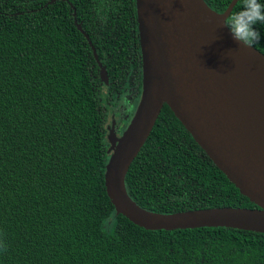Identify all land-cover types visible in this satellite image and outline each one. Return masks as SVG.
<instances>
[{"label": "trees", "instance_id": "16d2710c", "mask_svg": "<svg viewBox=\"0 0 264 264\" xmlns=\"http://www.w3.org/2000/svg\"><path fill=\"white\" fill-rule=\"evenodd\" d=\"M205 1L222 14L233 0ZM256 30L252 48L264 55V25ZM142 80L137 0H0V264H264V233L151 231L116 213L105 186L106 102L124 97L134 116ZM130 123L123 115L118 126ZM126 187L160 214L258 208L167 105Z\"/></svg>", "mask_w": 264, "mask_h": 264}, {"label": "water", "instance_id": "95a60500", "mask_svg": "<svg viewBox=\"0 0 264 264\" xmlns=\"http://www.w3.org/2000/svg\"><path fill=\"white\" fill-rule=\"evenodd\" d=\"M238 2L233 0L221 14L205 0H137L142 94L121 136L113 126L112 107L106 105L111 156L105 186L116 213L146 230L226 227L264 233V101L252 84V80L256 83L254 76H249L232 47L239 44L263 62L264 55L241 45L222 26ZM100 75L106 98L109 76L102 65ZM262 76L258 74L260 80ZM165 105L216 167L258 208L160 214L132 200L127 175Z\"/></svg>", "mask_w": 264, "mask_h": 264}, {"label": "clouds", "instance_id": "9594fccd", "mask_svg": "<svg viewBox=\"0 0 264 264\" xmlns=\"http://www.w3.org/2000/svg\"><path fill=\"white\" fill-rule=\"evenodd\" d=\"M239 10L231 13L222 20V26L229 29L233 39L244 47L251 48L260 40L257 24L264 25V3L261 0H239ZM114 226V217L107 218L104 223ZM7 251L6 243L0 239V252Z\"/></svg>", "mask_w": 264, "mask_h": 264}, {"label": "bare ground", "instance_id": "6f19581e", "mask_svg": "<svg viewBox=\"0 0 264 264\" xmlns=\"http://www.w3.org/2000/svg\"><path fill=\"white\" fill-rule=\"evenodd\" d=\"M232 44L233 43H231V45ZM232 48L236 49L237 54L240 56L244 65L246 66L249 76H254L255 81L259 86L253 80L252 84L256 85L259 88L260 99L264 101V62L260 57H258L251 51L244 49L243 47L241 48L239 44L233 46ZM258 74H263L261 80L259 79Z\"/></svg>", "mask_w": 264, "mask_h": 264}, {"label": "rangeland", "instance_id": "374dc122", "mask_svg": "<svg viewBox=\"0 0 264 264\" xmlns=\"http://www.w3.org/2000/svg\"><path fill=\"white\" fill-rule=\"evenodd\" d=\"M127 102L125 101V98L122 97L119 101H118V105L115 106L114 108L112 107V105H110L112 107V122L114 123L113 126L116 127V124L118 121H120L121 117L123 115H127L128 116V120L132 121V113H131V109H127ZM127 127V125L121 129V131L123 132L124 129ZM128 128V127H127ZM121 136V134H118Z\"/></svg>", "mask_w": 264, "mask_h": 264}, {"label": "flooded vegetation", "instance_id": "af4514ba", "mask_svg": "<svg viewBox=\"0 0 264 264\" xmlns=\"http://www.w3.org/2000/svg\"><path fill=\"white\" fill-rule=\"evenodd\" d=\"M112 100H114V99L112 98ZM106 104H108V103L106 102ZM115 128H116V131H117L118 134H122V131H121L122 128H119V126H118V122H117Z\"/></svg>", "mask_w": 264, "mask_h": 264}]
</instances>
